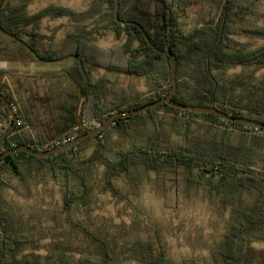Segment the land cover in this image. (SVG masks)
<instances>
[{
  "label": "trees",
  "instance_id": "trees-1",
  "mask_svg": "<svg viewBox=\"0 0 264 264\" xmlns=\"http://www.w3.org/2000/svg\"><path fill=\"white\" fill-rule=\"evenodd\" d=\"M207 1L119 0L118 16L141 25L151 42L166 51L172 4L171 51L178 63L173 100L264 123V44L250 47L236 39H264L262 0H209L215 14L184 32L180 16L202 11ZM33 2L0 0V35L20 42L32 56L23 42L44 60L70 56L73 64L21 80L13 68L22 66V57L0 37V95L18 118L0 144V155L19 146L53 150L99 128L114 114L171 93V58L152 49L135 26L117 21V0H93L82 12L50 6L29 14ZM61 17L76 28L51 52L43 46L40 24ZM103 31L117 38L125 32L128 39L115 50H102L93 38ZM135 41L139 46L134 47ZM237 68L243 73L228 74ZM98 70L106 75L95 79ZM110 75L141 78L147 91L119 90ZM12 124L0 100V136ZM43 182L61 192L56 211H27L3 196L11 190L31 200ZM180 183L189 198L213 197L228 215L207 256L175 260L160 227L94 216L100 195L129 202L130 196L140 198L146 184L164 194ZM259 244H264L262 128L163 104L117 119L102 134L53 156L19 152L0 162V264H264V249L254 246Z\"/></svg>",
  "mask_w": 264,
  "mask_h": 264
},
{
  "label": "rangeland",
  "instance_id": "rangeland-1",
  "mask_svg": "<svg viewBox=\"0 0 264 264\" xmlns=\"http://www.w3.org/2000/svg\"><path fill=\"white\" fill-rule=\"evenodd\" d=\"M92 1L34 0L28 7V13L35 14L50 6L65 7L76 12H82L91 5ZM258 7L264 12V0L258 4ZM212 14H215V6L213 2L208 0L207 3H204L202 11L197 9L190 11L187 15L180 16L181 28L184 32L189 33L208 20ZM259 23L264 25L263 21ZM75 28L76 25L66 17L43 19L40 24V32L45 37L43 46L49 48L51 52L56 51ZM102 33L101 36L93 38L94 45L102 50H115L128 39L125 32H123L121 38H117L110 31H103ZM0 37L5 41V44H10L11 47L16 48L22 57V66L13 68L15 69L13 71L17 73L15 75L20 77L21 80L39 74L57 73L68 69L73 64V59L70 57L51 63L41 62L28 54L20 42H13L7 36L0 35ZM236 39L248 44L250 47L264 44V39L259 38L236 37ZM137 46H139L138 42L135 41L134 47ZM241 73H243L241 68L228 72L229 75ZM104 75L106 73L103 70H98L94 78L97 79ZM110 76L115 79L119 90L124 89L127 93L147 91L146 82L141 78L125 75ZM176 184L178 183L176 182ZM3 196L27 211L33 209L40 213L43 209L56 211L58 206L60 207L62 199L60 190L50 182L37 185L34 197L31 200L19 198L11 190L5 191ZM94 208V216L98 215L100 219L131 225H134L133 221H144L160 227L168 240L170 255L175 260H181L184 257L207 256L209 249L216 245L223 233L228 216L219 206L217 199L213 197L194 195L189 198L182 183L179 186L168 188V191L164 194H157L152 185L146 184L142 187L140 198L130 196L129 202L120 201L110 195H100ZM44 222L51 223V221ZM254 246L257 249H264V244Z\"/></svg>",
  "mask_w": 264,
  "mask_h": 264
},
{
  "label": "water",
  "instance_id": "water-1",
  "mask_svg": "<svg viewBox=\"0 0 264 264\" xmlns=\"http://www.w3.org/2000/svg\"><path fill=\"white\" fill-rule=\"evenodd\" d=\"M119 0H117V5H116V19L118 22L122 23L123 25H132L135 26L137 29L140 30V32L142 33V35L144 36L147 44L154 49L157 53L159 54H163L166 56H169L171 58V78H172V83H173V89L171 91V93L166 96L161 98L158 101L149 103L139 109H136L134 111H130V112H124V113H117L112 115L111 117H109L103 125H101L99 128L97 129H87V132L85 135L71 140L69 142H66L65 144L47 151V152H43V151H38L35 149H32L30 147L27 146H19L16 148H13L3 154L0 155V162L3 161L7 156L14 154V153H19V152H26L29 154H32L34 156L40 157V158H47L50 156H53L55 154L60 153L61 151L73 147L77 144H80L84 141H87L99 134H102L115 120L117 119H124V118H129V117H134L137 116L139 114H142L150 109H153L157 106L163 105V104H168L170 106H172L175 109H180L182 111H188V112H194V113H212V114H216L217 116H219L220 118L226 120V121H232L235 123H239V124H244V125H249V126H254L257 128H262L264 129V123L256 121V120H251V119H247V118H240V117H234V116H229L226 113L221 112L220 110L214 108V107H195V106H191V105H185V104H181L178 103L176 101L173 100V96L176 93L177 89H178V83H177V58L176 55L171 51V39H172V28H171V19H172V13H171V8H172V4L169 8V14H168V22H169V35H168V44H167V50L163 51L159 48H157L150 40L149 36L146 34L145 30L143 29V27L141 25H139L136 22H131V21H121L119 19L118 16V12H119ZM24 45L29 49V51H31V53L37 58L40 59L42 62L45 63H51V62H56V61H61L64 60L66 58H69L70 56L61 58V59H57V60H44L42 58H40V55L34 50L32 49L28 44H26L25 42H23ZM82 65V64H81ZM0 100L5 104V106L7 107L8 111L11 113V116L13 118V124L11 125V127L5 131L1 136H0V144L2 142V140L9 135L12 131L15 130L16 125L18 124V118L17 115L14 111V109L12 108L11 104L9 103V101L2 95H0ZM85 101H87V96H85ZM85 104L82 105L81 110V119L83 117V109H84Z\"/></svg>",
  "mask_w": 264,
  "mask_h": 264
}]
</instances>
